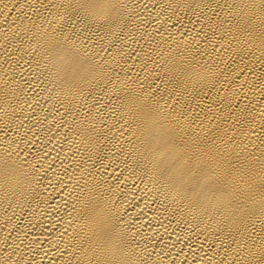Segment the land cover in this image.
Wrapping results in <instances>:
<instances>
[{
    "label": "bare ground",
    "instance_id": "obj_1",
    "mask_svg": "<svg viewBox=\"0 0 264 264\" xmlns=\"http://www.w3.org/2000/svg\"><path fill=\"white\" fill-rule=\"evenodd\" d=\"M0 264H264V0H0Z\"/></svg>",
    "mask_w": 264,
    "mask_h": 264
}]
</instances>
